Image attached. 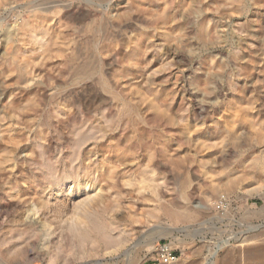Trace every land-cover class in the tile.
Instances as JSON below:
<instances>
[{
	"label": "rangeland",
	"instance_id": "obj_1",
	"mask_svg": "<svg viewBox=\"0 0 264 264\" xmlns=\"http://www.w3.org/2000/svg\"><path fill=\"white\" fill-rule=\"evenodd\" d=\"M225 239L264 260V0H0V264Z\"/></svg>",
	"mask_w": 264,
	"mask_h": 264
},
{
	"label": "bare ground",
	"instance_id": "obj_2",
	"mask_svg": "<svg viewBox=\"0 0 264 264\" xmlns=\"http://www.w3.org/2000/svg\"><path fill=\"white\" fill-rule=\"evenodd\" d=\"M16 55V54H15ZM12 171V170H11ZM229 185V184H228ZM223 219V218H222ZM260 235V234H258ZM258 235H252V236H248V237H242L240 240L242 246H246V245H250L251 243L255 242L254 239H257L258 238ZM243 236V235H242ZM260 238V237H259ZM229 240V239H228ZM228 240L225 239V240H222L220 242H218L216 245H215V248L213 249V251L211 252L209 258L207 259L206 262H204V264H215V258H216V255H217V252L218 250L224 245V244H227L228 243ZM258 241V240H257ZM256 241V242H257ZM154 244H155V240H151L149 241L148 243H145L143 246L144 248H146L147 250H149L148 252L150 251H153V247H154ZM229 244V243H228ZM244 254H250V256L253 258L254 256V259L255 257L256 258H264V245H254L252 247H249L248 249L244 250ZM250 257V258H251ZM225 260L223 261L222 264H229L230 261L228 260V258H224ZM259 260V259H258ZM240 261V260H239ZM264 260H260L258 262V264H264L263 262ZM178 263L177 264H181V262L177 261ZM182 264H196V263H191L189 261H185L184 263Z\"/></svg>",
	"mask_w": 264,
	"mask_h": 264
},
{
	"label": "built area",
	"instance_id": "obj_3",
	"mask_svg": "<svg viewBox=\"0 0 264 264\" xmlns=\"http://www.w3.org/2000/svg\"><path fill=\"white\" fill-rule=\"evenodd\" d=\"M228 204V199L225 194H222L215 202L216 211L225 209ZM152 259L157 261L159 264H177L178 255L168 243L157 241L154 244Z\"/></svg>",
	"mask_w": 264,
	"mask_h": 264
}]
</instances>
